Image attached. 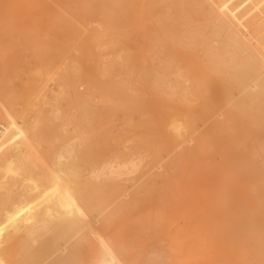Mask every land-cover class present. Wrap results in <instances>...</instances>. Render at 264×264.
<instances>
[{
  "label": "rangeland",
  "instance_id": "374dc122",
  "mask_svg": "<svg viewBox=\"0 0 264 264\" xmlns=\"http://www.w3.org/2000/svg\"><path fill=\"white\" fill-rule=\"evenodd\" d=\"M29 1L0 0V129L9 114L23 128L17 131L26 136L45 125L56 129L54 136L109 139L130 136L133 130L141 136H158L170 108L189 113L198 104L197 98L171 95L162 81L147 85L140 76L155 69L174 82L177 73L185 77L204 70L201 38L187 44L178 41L186 27L183 20L193 24L191 30L210 32L207 13L216 0H41L33 5ZM28 18L35 24L43 20V26L27 28ZM112 18L121 26L116 27ZM8 19L21 22L10 38L11 29L3 26ZM132 77L139 80L134 84L149 90L148 101L129 102L125 92ZM81 103L89 107L82 110ZM130 116L133 126L127 122ZM237 123L242 132L248 131L238 137L242 141L211 136L198 167L189 172L183 165L175 173L182 193L191 191L185 213L191 218L183 217L177 225L162 195L152 194L136 212L125 210L106 223L102 216L95 218L76 238L86 241L78 246L72 264H149L148 259L153 260L150 264H264V168L252 169L264 167V158L244 168L237 163L242 147L252 144L258 152L264 148V132H258L248 116ZM59 143L50 141L51 146ZM40 144L39 151L48 152V143ZM129 189L125 200L135 190ZM149 214L159 218L153 228L160 237H140L126 244L120 232ZM232 223L241 224L243 231L221 229ZM250 229L253 235H248Z\"/></svg>",
  "mask_w": 264,
  "mask_h": 264
},
{
  "label": "bare ground",
  "instance_id": "6f19581e",
  "mask_svg": "<svg viewBox=\"0 0 264 264\" xmlns=\"http://www.w3.org/2000/svg\"><path fill=\"white\" fill-rule=\"evenodd\" d=\"M207 14L208 34L199 27L191 30L193 24L183 20L186 27L178 41L187 44L189 39V43H194L196 37L201 38L204 70L185 77L177 73L174 82L167 81L155 69L140 76L147 85L166 83L170 94L179 99L197 98L198 104L192 105L189 113L170 108L168 118L159 124L158 136H141L134 130L130 136L109 139L54 136L56 129L48 125L26 136L17 131L23 130L21 124L7 115L5 128L0 129V264H72L78 246L86 241L76 238L95 218L102 216L106 223L125 210L136 212L156 193L173 210L179 225L181 218L192 216L185 214L192 200L191 191L182 193L175 175L180 167L187 165L189 172L194 171L211 136H232L233 143L242 141L238 137L248 131L238 129L240 117L248 116L251 125L264 132V0H216ZM32 19H26L27 28L43 26V20L35 24ZM115 21L111 19L120 27ZM20 23L18 19H8L3 24L11 29L9 38L12 30L21 27ZM214 79L216 83L212 82ZM132 80L125 92L129 102L148 101L149 90L134 84L139 81L137 77ZM79 106L85 110L89 104ZM225 106L229 109L223 112ZM127 122L133 126V117ZM201 125L205 126L202 131ZM169 129L177 132L170 134ZM77 138L81 143L77 144ZM54 139L60 143L51 146ZM40 141L48 143V152L39 151ZM242 148L243 152L237 154L241 168L248 162L254 165L260 156L264 158V148L259 152L252 144ZM166 157L169 163H165ZM263 168L252 166L255 170ZM159 169L162 171L157 172ZM77 178L82 179L76 181ZM254 180L258 182L259 177ZM130 187L135 190L130 200H125L131 195ZM173 188L175 191L170 194ZM158 222L155 215H142L120 232L121 237L128 245L140 237H160L159 230L153 228ZM240 227L241 224L232 223L221 229L243 231ZM253 234L250 229L248 235ZM73 239L76 241L71 245Z\"/></svg>",
  "mask_w": 264,
  "mask_h": 264
}]
</instances>
